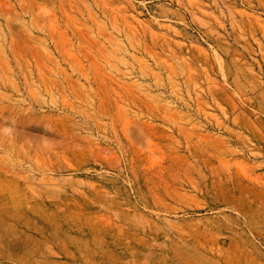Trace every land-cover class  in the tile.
<instances>
[{
  "label": "rangeland",
  "instance_id": "1",
  "mask_svg": "<svg viewBox=\"0 0 264 264\" xmlns=\"http://www.w3.org/2000/svg\"><path fill=\"white\" fill-rule=\"evenodd\" d=\"M0 264H264V0H0Z\"/></svg>",
  "mask_w": 264,
  "mask_h": 264
}]
</instances>
